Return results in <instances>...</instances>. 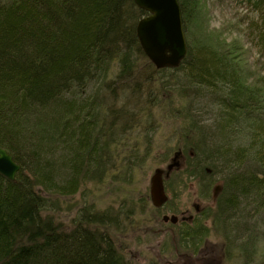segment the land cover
I'll return each mask as SVG.
<instances>
[{"label": "trees", "instance_id": "1", "mask_svg": "<svg viewBox=\"0 0 264 264\" xmlns=\"http://www.w3.org/2000/svg\"><path fill=\"white\" fill-rule=\"evenodd\" d=\"M245 2L248 45L208 31L201 0H178L187 51L158 69L134 0H0V148L20 166L0 174V264H132L100 226L145 197L122 213L78 208L68 229L49 213L89 185L133 184L162 122L176 141L165 161L185 158L164 206L176 211L186 180L212 202L179 221L178 246L197 255L214 236L225 262L264 264V0Z\"/></svg>", "mask_w": 264, "mask_h": 264}, {"label": "rangeland", "instance_id": "2", "mask_svg": "<svg viewBox=\"0 0 264 264\" xmlns=\"http://www.w3.org/2000/svg\"><path fill=\"white\" fill-rule=\"evenodd\" d=\"M245 1L201 0V18L206 29L215 32L220 38L227 41L237 39L242 44H247L245 23L253 12ZM257 58L256 52L253 51L250 62H255ZM109 103L112 102L109 101ZM121 104H123L122 100L119 99L115 107L118 108ZM162 123L164 128L160 130L159 134L152 137L157 145V150L153 155L155 159L150 158L142 168L137 170L133 184L122 186L107 180L99 188L89 185L73 196L58 197L60 206L56 207L55 203L51 207L49 215L57 223L60 222L62 227L68 229L67 227L73 224V217L78 208L81 211L84 209L83 206L93 205L92 210H109L112 212L120 210L122 213L125 210H130L133 202L137 203L139 199L145 197L148 199L146 206L137 205L136 212L129 220L119 217L117 228L107 225L100 226L103 231L109 234L116 248L132 264H150L151 262L152 264H229L224 259L223 242L217 237L209 236L203 245V250L201 249L197 255H193L190 251H185L178 246L179 221L190 224L191 217L212 203L197 197L194 181L186 180L185 187H180L178 197L173 201L174 205L178 207L176 211H171L164 206L168 200H171L170 195L166 194L165 188L166 201L157 207L151 202L149 194L150 176L154 170L156 168L163 170L164 187V179L170 175L173 166L181 169L185 161L180 151H175L171 160L165 161L169 147H173L176 141L170 139L171 127L169 123ZM132 138L130 137V142ZM176 161L177 163L174 164ZM168 165L171 166L170 170H166ZM215 193H217V187ZM48 211L45 210L44 213ZM171 215L177 216L175 222L170 220ZM163 216H168V220L165 221ZM205 224L210 225L209 222Z\"/></svg>", "mask_w": 264, "mask_h": 264}, {"label": "water", "instance_id": "3", "mask_svg": "<svg viewBox=\"0 0 264 264\" xmlns=\"http://www.w3.org/2000/svg\"><path fill=\"white\" fill-rule=\"evenodd\" d=\"M136 6L148 13L136 25V35L145 56L156 68L176 67L185 56L187 47L178 0H134ZM170 170L171 166L168 165ZM19 170L11 156L0 148V174L12 179ZM163 170L156 168L150 176L149 194L157 207L166 201ZM168 220V216H163ZM175 222L177 216L171 215Z\"/></svg>", "mask_w": 264, "mask_h": 264}, {"label": "bare ground", "instance_id": "4", "mask_svg": "<svg viewBox=\"0 0 264 264\" xmlns=\"http://www.w3.org/2000/svg\"><path fill=\"white\" fill-rule=\"evenodd\" d=\"M7 153H8V154L11 156V158H12V161H13V162H14L16 165H18V166H19V164H17V163L15 162V160L13 159L12 155H11L9 152H7ZM19 168H20V166H19ZM17 172H18V171H17ZM17 172H15V173H14V175H13V178H12V179L8 178V177H7V175H3V174H2V175H3V176H5L7 179H9V180H11V181H14V180H15V177H16V173H17Z\"/></svg>", "mask_w": 264, "mask_h": 264}, {"label": "flooded vegetation", "instance_id": "5", "mask_svg": "<svg viewBox=\"0 0 264 264\" xmlns=\"http://www.w3.org/2000/svg\"><path fill=\"white\" fill-rule=\"evenodd\" d=\"M193 219V217H191V220Z\"/></svg>", "mask_w": 264, "mask_h": 264}]
</instances>
